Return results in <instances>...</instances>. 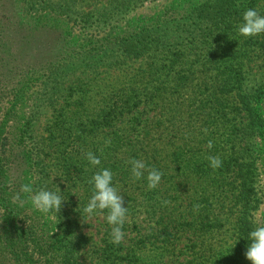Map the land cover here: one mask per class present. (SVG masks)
<instances>
[{"label": "rangeland", "instance_id": "rangeland-1", "mask_svg": "<svg viewBox=\"0 0 264 264\" xmlns=\"http://www.w3.org/2000/svg\"><path fill=\"white\" fill-rule=\"evenodd\" d=\"M211 2L216 1L16 0L14 2L13 0H0V12L4 14L2 23L5 24V28L2 29L4 32L0 33V133L7 135L12 144L23 146L22 148L27 153L26 160L22 157L23 155L18 160L23 163L19 165L23 175L21 180L31 181L36 189L45 182L49 188H53L56 183L63 191V196L67 198L62 202L60 212L70 222L69 228L60 227L58 223L56 225L57 215L43 214L47 220H55L54 225L50 227L52 234L68 236L61 247L69 249L70 245L75 246L64 264H95L101 250L102 240L110 228L105 222L106 213L85 219H82L79 214L78 211L82 209L81 205L84 202V192L82 189L77 190L75 193L78 197L70 193L68 184L57 172L59 160L52 156L47 146L51 126L56 122L57 116L64 113L67 115V121L73 120L74 114L71 110L77 106L76 98L90 86L87 94L91 97H88V101L95 106V99H99V89L137 80L136 75L145 68L143 63L149 56L148 54L163 61V47L171 45L172 42H175L174 44L181 42L182 38L179 36L184 22L192 23L220 16L212 10ZM23 6L26 7L28 17L24 12V21L17 22L21 17L17 15L16 8L22 9ZM21 9H19L20 14L23 12ZM257 9L264 15V0L260 1ZM36 16L38 19L35 18ZM164 20L168 23L160 22L158 25L163 24V26L156 27L158 33H161L162 41L155 42L152 50L147 51L146 47L139 44L138 39L141 36L134 35L136 33L133 34V30L135 28L139 30L141 24L145 22ZM29 22L35 24V27H32ZM128 29L132 30L129 34L120 33ZM204 50L201 48L199 53L198 50H184L187 63L195 62L197 69H201L200 64L205 60L204 56H207ZM259 51L261 49L253 52L249 59H244L243 75L239 82L243 90L232 91L230 100L239 99L241 94H250L255 92L259 86H264V52ZM146 52L148 53L145 54ZM199 58L201 62H198ZM47 66L49 68H46ZM11 68L15 71L14 78H8L10 82L7 86H3L1 76L7 74ZM197 76L199 78L195 82L202 79L201 74ZM211 79L210 74L206 80L212 81ZM173 82L172 78L168 79L169 85L174 84ZM186 96H183L184 99L188 98ZM186 105H190V102L186 101ZM231 105H236L231 108L233 112L226 121L232 126L231 129L221 125L207 130L202 123L205 124L211 114H203L201 117L194 114L191 117L185 113L177 119L180 126L165 124L169 126L168 138L171 137L174 140L178 135V130L184 132L179 144L186 150L188 156L203 155L216 143V148L221 150V155L227 156L233 148L243 153L251 151L253 149L251 139L246 141V138H238L236 144L226 142V137L236 128V122L251 121L244 113L235 110L240 106L239 104L231 103ZM261 113L264 115L263 110ZM202 117H204L203 120H201ZM141 120L138 122L141 125H138L137 129L132 131L133 133L142 132ZM118 123L119 126L130 125V118H123ZM119 132L121 133L122 129H119ZM215 139H220V141L214 143ZM254 139L257 146L264 148V142L260 141V137L256 136ZM209 142H211V147H209ZM241 161H246L249 165L244 166L242 172L234 171L229 175L236 182L242 177L249 178L254 198L248 205L249 214L246 220H243V208L238 204L233 209V215L220 216L219 218H222L220 227L205 239L204 244L208 249L217 248L222 243L228 246V242L234 247L248 244L247 232L253 227L264 225V158L253 160L251 157H246ZM166 170L167 173L162 175L160 184L169 188L168 194L160 193L155 196V193L148 191L150 194L147 197L144 196L142 189H147V186L143 179L138 180L140 183H135L134 187H131L132 193H125L130 188L127 185L126 176L114 179L117 182L116 188L129 210L123 228L124 236H129V238L138 236L140 243L137 245L141 246L142 240H145L144 245L146 244V248L136 252L138 254V257L134 259L136 262H129L124 257L126 251L124 253L120 251L119 256L124 257L122 264H145L148 260L154 264H193L194 259L201 255L199 249L202 243L197 242L196 246L192 245L186 236L176 246L167 243L165 247L159 248L163 242L151 235H146L159 228L182 229L190 226L189 222L192 221L184 219L189 210V204L196 205V213H199L200 204L194 203L200 200L199 195L194 193L189 196L187 191L188 187L199 186L197 178H183L182 176L174 178L175 172L170 168ZM173 180L177 183L173 184ZM237 185L235 183L233 193L228 199L229 205L232 206H235V200L240 193ZM195 189L200 191L198 188ZM152 192L155 191L152 190ZM152 196L158 198L151 201ZM165 200L171 214L164 215V217L161 216L160 211L164 207L163 201ZM253 216L256 217L255 224L252 222ZM4 217L5 213L0 206L1 222ZM234 233L243 236L236 240ZM143 234L145 235L142 236ZM150 238L154 244L148 242ZM78 240L80 242L76 243ZM119 247L122 250V246ZM126 248L129 250V246ZM44 263L47 262L44 261ZM0 264L14 263L7 259L0 260ZM245 264H250V261H245Z\"/></svg>", "mask_w": 264, "mask_h": 264}, {"label": "trees", "instance_id": "trees-1", "mask_svg": "<svg viewBox=\"0 0 264 264\" xmlns=\"http://www.w3.org/2000/svg\"><path fill=\"white\" fill-rule=\"evenodd\" d=\"M13 1L16 2V0ZM213 1L216 2H211L212 10L220 16L192 23L184 22L179 36L182 38L181 42L178 44L172 42L171 45L163 47V61L148 54L143 63L145 68L142 69V74H135L138 76L137 80L99 89V99L92 98L96 100L95 106L88 101L90 94H87V91L91 86L82 91L83 94L76 98V108L71 110L74 114L73 120L67 121L65 113L58 115L56 122L49 130L47 146L52 156L59 160L57 172L68 184L70 193L80 189L84 192V202L81 207L86 204L91 195V186L87 184V180L100 168H109L113 172L115 187L117 182L114 179L126 176L127 185L130 188L125 193H132L131 187L140 181L131 179L130 165L126 163L130 158L144 160L150 167L159 169L163 175L167 173L166 169L170 168L176 174L174 178L182 176L194 179L196 177L199 186L188 187L187 191L189 196L194 193L199 195L200 200L194 203L200 204V208L199 213H196V205L189 204V210L184 219L192 221L189 222L190 226L182 229L159 228L145 234L162 241L163 245L159 248L165 247L167 243L176 246L184 236L192 242V245L201 242L199 249L201 255L194 259L193 264H245L247 259L244 253L247 244L234 247L228 242V246L222 243L217 248L208 249L204 242L208 235H212L220 227L222 218L219 217L233 215V209L238 204L243 208L242 219L246 220L249 214L248 205L254 200L253 188L249 184L248 177H242L236 182L229 174L234 171L242 172L244 166L249 165L241 159L264 158V148L257 146L254 139L258 136L261 138L260 141L264 142V115L261 113V110L264 111V86H259L250 94H241L239 99L230 100L232 91L243 90L239 82L243 75L244 59H249L257 49H261L259 51L261 53L264 52V33L252 37H243L236 33V26L241 22L243 11L250 7L257 8L261 0ZM19 9L21 8H16V12L21 18H18L17 22H23L24 12H27L26 7H22V14ZM2 15L4 14L0 12L1 34L4 32L2 29L5 28ZM26 15L28 17L27 13ZM35 18L38 19V16ZM160 22L168 23L166 20L145 22L141 24V27L137 26L140 27L139 30L137 28L133 30V34L136 33L134 35L141 36L138 39L139 44L146 47L147 51L152 50L155 42L162 41L161 33L157 30L158 27L163 26V24L158 25ZM29 23L35 27V24ZM130 31L132 30L128 29L120 33L129 34ZM1 46H3L2 43ZM201 48L205 49L207 56H204L206 58L203 62L201 58L198 59V62H201V69L198 70L195 62L187 63L184 50H198L199 53ZM14 73L15 71L11 68L7 74L1 76L3 86H7L10 82L8 78H14ZM198 74L202 75V79L195 82L199 78V76L196 77ZM210 74L212 81L206 80ZM169 78L174 80V84H168ZM185 95L187 99H184ZM186 101H189L190 105H186ZM231 103L239 104L240 106L235 110L244 113L251 121L236 122V128L226 137V142L236 144L238 138H246V141L251 139L253 144L251 151L243 153L233 148L227 156L221 155V150L216 148V143L203 155L188 156L186 150L179 144L184 132L178 130L176 139L168 138L169 126L165 124L180 126L177 119L185 113L191 117L194 114L197 117L211 114L209 120L205 124L202 123L207 130L221 125L231 129L232 126L226 122L230 113L233 112L231 108L236 106H232ZM126 117L130 118V125L119 126L118 122ZM143 119L146 122H143ZM139 120L142 121V132L133 133L132 131L141 125L138 123ZM119 129H122L121 133ZM216 141L220 139H215L214 143ZM222 141L224 143V140ZM22 147L12 144L7 135L0 133V206L5 213L3 222L0 221V260L9 259L14 264H64L75 249V246L71 245L69 249L61 247L68 236L52 234L50 227L54 225L55 220H47L45 215L33 210L25 194L20 193L23 200L22 206L20 201L14 200V196L20 191L21 184L27 183L21 180L23 175L19 165L23 163L18 161L22 155L24 160L28 158ZM87 151L100 155L98 166L88 165L84 156ZM208 156L219 157L221 166L213 170L209 166ZM173 181V184L177 183ZM235 183L238 184L236 187L240 193L235 200V206H232L229 205L228 199L233 193ZM142 191L147 197L150 193H155V196L160 193L168 194L169 188L159 184L158 188L153 190L155 192L149 193L147 189ZM157 198L152 196L151 201ZM167 206L168 203L164 204L160 211L161 216L171 214ZM57 216L56 221L60 227H70V222L61 215V212ZM137 238L138 236L133 238L124 236L121 244L113 245L109 242L107 234L102 240L95 264H122L124 257L129 262H136L134 260L138 257L136 252L146 248L145 240L141 241L143 243L141 246L137 245L140 243V238ZM79 242L78 240L76 243ZM148 242L154 244L151 238ZM119 246H122V250ZM128 246L129 250L126 248ZM120 251H123L122 253L126 251V256H119ZM145 264H154V262L148 260Z\"/></svg>", "mask_w": 264, "mask_h": 264}, {"label": "clouds", "instance_id": "clouds-1", "mask_svg": "<svg viewBox=\"0 0 264 264\" xmlns=\"http://www.w3.org/2000/svg\"><path fill=\"white\" fill-rule=\"evenodd\" d=\"M236 33L243 37H252L264 33V15L255 7L246 8L242 13L241 22L236 26ZM209 147H211V142H209ZM84 156L90 167H96L100 164V155L87 151ZM207 159L213 170L221 166L219 157L208 156ZM126 163L130 165L131 179H143L149 191L158 188L163 175L159 169L150 167L142 159L130 158ZM51 179L53 181V177ZM54 184L53 188H49L45 182L36 189L31 181L23 183L20 186V191L14 196V200L20 201L22 206L23 200L20 193H23L33 210L45 215H58L61 211L62 202L66 201L67 198L63 196V191L58 185ZM87 184L91 186V195L82 209L78 211L79 214L82 219H85L106 213L104 218L110 228L108 232L109 242L113 245L121 244L124 238L123 228L129 210L125 206L120 192L113 184V172L109 168H100L93 172L91 178L87 180ZM73 194L77 196L75 192ZM163 203L167 204V201L165 200ZM252 222L256 223L255 216H253ZM234 235L236 234L234 233ZM241 236L243 235H236V240ZM246 239L248 244L244 253L245 258L250 261V264H264V225L251 228L247 232Z\"/></svg>", "mask_w": 264, "mask_h": 264}]
</instances>
